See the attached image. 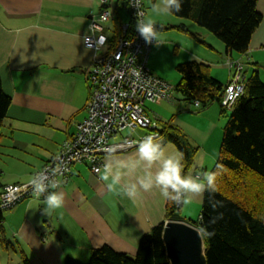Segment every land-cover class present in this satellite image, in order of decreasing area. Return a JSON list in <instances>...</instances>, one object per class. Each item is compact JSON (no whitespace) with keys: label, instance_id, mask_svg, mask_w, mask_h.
<instances>
[{"label":"crops","instance_id":"0c3cea01","mask_svg":"<svg viewBox=\"0 0 264 264\" xmlns=\"http://www.w3.org/2000/svg\"><path fill=\"white\" fill-rule=\"evenodd\" d=\"M170 2L145 0V19L156 28L153 46L158 48L171 28L196 34L213 47V56L200 57L188 50L185 61H207L211 75L226 83L230 70L221 41L188 19L169 17ZM110 3L114 7L117 0ZM255 8L261 21L241 60L248 73L257 67L264 82V0H256ZM100 9V0H0V80L11 99L2 129L7 130V147L13 149L0 166V191L6 184L28 181L84 118L89 94L86 70L93 51L83 45V36ZM209 105L217 120L220 103ZM208 106L196 110L201 112L197 118L204 129L198 123L194 127L203 132L197 136L188 128L184 132L200 155L202 151L214 157L223 124L218 130ZM2 129L0 136H4ZM179 162L176 149L164 142L158 149L139 146L106 154L96 174L86 163H74L64 184L2 214L7 240L14 245V250H4L7 257L16 264H25L24 257L28 264H63L67 258L85 262L102 245L135 254L141 236L165 222L167 194ZM196 188L186 189L184 196L188 199Z\"/></svg>","mask_w":264,"mask_h":264},{"label":"trees","instance_id":"16d2710c","mask_svg":"<svg viewBox=\"0 0 264 264\" xmlns=\"http://www.w3.org/2000/svg\"><path fill=\"white\" fill-rule=\"evenodd\" d=\"M255 5L256 0H171L169 11L175 17L192 21L220 40L227 59L243 62L241 56L246 53L251 35L261 21ZM114 7L113 27L106 28L109 49L117 41V32L124 19L122 15L126 14L125 18L130 20L125 0H117ZM121 10L125 12L122 15ZM184 30L198 45L213 49L203 38ZM176 70L179 79L172 86L173 92L179 95L177 100L193 105L198 101L200 105L195 108L218 101L221 113L226 110L221 105L225 83L211 75L207 61L189 59L176 64ZM246 77L244 91L230 109L223 127L215 165L206 177L204 171L202 175L199 170L194 174L195 179H204V191L199 218L190 224L201 230L206 264H264V82L257 67ZM10 100L0 80V130ZM150 131L157 132L160 139V145L153 148L171 142L180 156L168 190L164 215L165 221L174 220V213L181 208L175 202L176 192L179 188L186 191L190 186L184 181L198 146L172 121H160ZM26 199L30 198L21 201ZM17 204L0 212L2 250H14L13 243L7 240L2 214ZM163 226L164 221L159 222L149 233L142 235L133 255L102 245L92 250L86 263L67 258L63 264H169L161 236ZM23 259L28 264L27 259Z\"/></svg>","mask_w":264,"mask_h":264},{"label":"built area","instance_id":"2783aa9c","mask_svg":"<svg viewBox=\"0 0 264 264\" xmlns=\"http://www.w3.org/2000/svg\"><path fill=\"white\" fill-rule=\"evenodd\" d=\"M100 3L99 13L89 20L88 33L83 36V45L93 51L86 70L89 84L86 114L76 124L73 134L62 141L57 152L29 181L3 186L0 212L24 198L48 195L51 187L67 181L74 163L84 162L96 174L102 169L106 154L160 145L158 133L150 131L157 124L147 115L145 102L173 99V86L147 67L148 53L156 42L155 26L145 19L144 0H129L127 7L132 23L130 20L121 22L117 41L109 49L104 24L113 20L115 13L108 0H100ZM226 63L230 73L221 95V105L231 109L244 91L247 65L234 58H228ZM199 105L198 101L194 103V107ZM137 128L147 129V132L114 138L125 129L134 132ZM185 192V188L177 190V205H181Z\"/></svg>","mask_w":264,"mask_h":264},{"label":"rangeland","instance_id":"374dc122","mask_svg":"<svg viewBox=\"0 0 264 264\" xmlns=\"http://www.w3.org/2000/svg\"><path fill=\"white\" fill-rule=\"evenodd\" d=\"M144 3H145V0H144ZM121 11L125 13L124 10H121ZM170 15L171 13L169 14V17H171ZM126 16H127L126 14L122 15V17L124 18ZM105 25L111 28L112 23L107 22L105 23ZM166 34L167 35L165 36V38L162 39V41H159L158 44L156 45L158 46V48L152 45L148 53L147 67L151 70V72L154 75L164 79L165 81L169 82L171 85L176 84L179 79V73L176 70V64L186 60L184 59L185 58L184 53L186 51L192 50L193 52L196 53V55L200 57L213 56V54H211L213 50L205 46H201V45L197 46L198 42L188 33L179 31L176 28H171L166 31ZM176 98L179 99V95L173 92V99H170V100H164V99H158V100H153V101L147 100L145 102V106L147 108V113H149L152 121H154L157 124L160 118L161 121H172V123L177 124V126L178 124H181L184 127H181L180 125L179 126L182 128L183 131L189 129L188 131L190 133H192L193 131L196 134V136L198 135L199 132L202 133L203 131H200L194 127V124L198 123V128L204 129L201 123V120H198L197 118L201 112H197L196 110L198 108L194 109L193 104H191L190 102L177 100ZM210 107L211 105H209L207 108L209 109L208 114L212 118L211 121L214 124H216V126H218V130H219L220 123L223 124L220 126L224 127L226 120L228 118V115L230 114V109H226L225 111L220 113L219 115L220 117H218L219 120L218 119L216 120L215 113L213 112V109ZM187 110H189L190 112H187ZM144 130H147V129L137 128L134 132H131L130 130L125 129L120 134L116 135L114 138L119 139L120 137L128 135L130 133H132L133 135H137L138 132L142 133ZM2 132L4 133V136H0V143H1L0 144V166L3 167L4 164L2 163V161L8 159V154L13 152V149L7 147V144H9V142H8V138L6 137V134H7L6 128H3ZM221 136H222V133H221ZM221 136H220V143H221ZM114 138H112V140ZM195 138L198 141H200L198 137H195ZM167 143L172 145L175 148V146L171 142H167ZM220 143H219V146H220ZM199 152L197 150L196 154L194 155V161L190 169L188 170L186 179L184 181L186 184L190 185V186H187V189L188 188L193 189L194 187H197V188L193 190L194 192L192 193V196L188 197V199L186 198V196H184V207H181L180 210L175 212L173 215V218L175 219L178 218L180 221H183L189 224L194 221L197 222L199 218V214H200V210L202 206L203 191H204V179L203 178L195 179L194 174L197 173V170H199L198 173L202 175L204 171L206 173L205 175L206 177L208 173L211 171V169L213 168V166L215 165L216 158L218 155L217 153V155L212 157V156H207L203 154L202 151H201L202 155H200ZM198 163H200L201 165H199ZM192 178H194L193 181L188 183L189 180H192ZM13 260L14 259L7 257V254L4 250L0 249V264H8V263L16 264V262H14ZM86 262H88V260L82 263H86Z\"/></svg>","mask_w":264,"mask_h":264},{"label":"water","instance_id":"95a60500","mask_svg":"<svg viewBox=\"0 0 264 264\" xmlns=\"http://www.w3.org/2000/svg\"><path fill=\"white\" fill-rule=\"evenodd\" d=\"M161 236L169 264H206L204 240L198 227L167 220Z\"/></svg>","mask_w":264,"mask_h":264},{"label":"bare ground","instance_id":"6f19581e","mask_svg":"<svg viewBox=\"0 0 264 264\" xmlns=\"http://www.w3.org/2000/svg\"><path fill=\"white\" fill-rule=\"evenodd\" d=\"M125 2H126V5L127 6H129L130 4H129V0H125ZM115 8V7H114ZM114 13H115V11H114ZM115 18H116V14H115V17H114V19L113 20H110V21H114L115 20ZM123 22V21H122ZM155 30H156V28H155Z\"/></svg>","mask_w":264,"mask_h":264}]
</instances>
